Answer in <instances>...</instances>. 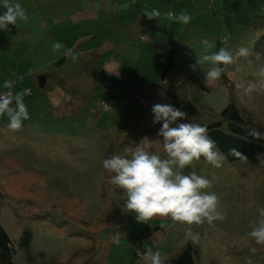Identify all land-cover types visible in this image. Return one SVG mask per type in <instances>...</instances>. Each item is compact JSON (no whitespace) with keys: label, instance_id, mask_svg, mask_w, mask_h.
Wrapping results in <instances>:
<instances>
[{"label":"rangeland","instance_id":"rangeland-1","mask_svg":"<svg viewBox=\"0 0 264 264\" xmlns=\"http://www.w3.org/2000/svg\"><path fill=\"white\" fill-rule=\"evenodd\" d=\"M18 2L28 21L0 31V92L13 73L23 76L14 92L30 89L24 102L31 118L20 131H10L0 116V223L15 247L13 264H144L137 249L159 250L164 261L186 242L192 264H264V244L249 235L264 209L258 158L217 169L202 157L184 169L212 181L205 191L217 195L225 217L192 226L198 242L185 237L187 225L170 218L138 223L103 167L113 155L130 156L142 140L166 158L162 144L153 142L162 139L151 111L157 103L182 108L205 127L234 102L249 127L264 132V90L242 94L264 66V0ZM153 8L159 20L144 15ZM169 11H184L191 22L169 21ZM203 40L213 44L208 54L247 47L250 62L224 66L221 81L205 87L209 65L190 67L206 54ZM57 41L64 48L53 52ZM68 48L79 53L75 62L64 56ZM171 50L173 63L162 78Z\"/></svg>","mask_w":264,"mask_h":264},{"label":"clouds","instance_id":"clouds-1","mask_svg":"<svg viewBox=\"0 0 264 264\" xmlns=\"http://www.w3.org/2000/svg\"><path fill=\"white\" fill-rule=\"evenodd\" d=\"M4 11L0 14V31L10 32V25L27 22L29 17L24 7L18 0H0ZM149 20L158 19L161 12L153 8L144 14ZM169 21L179 22L187 26L192 17L181 11L179 14L171 11L165 13ZM206 54L196 58V63L191 69L196 71L199 67L209 65L207 71H203L204 85L210 87L221 81L225 74L224 66L238 65L241 61L250 62L251 52L247 47H240L234 52L220 47L210 54L208 49L213 44L208 40L201 42ZM64 45L54 42L53 52L63 49ZM65 57H71L75 62L79 53L72 48L64 50ZM15 79H5L4 92H0V116L8 119L7 127L12 132L20 131L23 122L29 120L30 114L24 102L30 95V89L23 88L18 92L13 89L17 81H23V76L12 74ZM259 79L249 81L246 87H242V94L251 95L253 92L264 90V66L257 69ZM240 88V85H237ZM106 108H109L102 101ZM153 124H161L157 139L153 141L162 144L166 158H162L157 151L149 150L142 140L135 148L130 149V156L113 155L103 160L105 170L113 173L111 183L113 191L120 190L126 196L124 207L128 212L134 213L138 223L148 225L154 218H170L173 222L187 225L185 237L193 242L200 239L199 233H193L192 226H202L205 223L212 225L215 221H222L225 217L218 210L220 201L215 193L207 192L212 187V181L198 175L196 172L185 174L184 169L199 161H204L214 168H221L227 160V156L221 151L217 143L210 137L208 129L194 123L188 114L182 109L171 104L157 103L152 106ZM248 135L257 140L264 139V132L256 128L248 129ZM229 156L247 160L237 149H230ZM260 164H264V155H259ZM256 244H264V209L260 210V219L252 225L249 233ZM116 242L119 243L118 236ZM253 253L255 249L251 250ZM144 264H164L159 250L145 247L143 253L137 250ZM248 264H252L251 260Z\"/></svg>","mask_w":264,"mask_h":264},{"label":"trees","instance_id":"trees-1","mask_svg":"<svg viewBox=\"0 0 264 264\" xmlns=\"http://www.w3.org/2000/svg\"><path fill=\"white\" fill-rule=\"evenodd\" d=\"M262 54L264 56V51ZM173 58L174 52L171 50L169 53V64L164 66L161 72L162 78H165L170 71ZM107 101H110L112 104L111 99H108ZM205 127L208 129L210 137L227 156L226 161L229 163L243 160L228 155L229 150L233 148L241 152L247 157V159L254 157L258 158L259 155H264V139L257 140L248 135V129H250L248 122L245 117L241 115L240 109L234 102H229L219 112L217 118L206 124ZM132 236L134 238H139L136 234ZM14 250L15 247L12 244L7 231L0 223V264H13ZM137 250L135 255H138ZM164 264H192V248L190 242H186L170 259L164 260Z\"/></svg>","mask_w":264,"mask_h":264},{"label":"water","instance_id":"water-1","mask_svg":"<svg viewBox=\"0 0 264 264\" xmlns=\"http://www.w3.org/2000/svg\"><path fill=\"white\" fill-rule=\"evenodd\" d=\"M45 86V78L43 76H40L38 79V87L43 88Z\"/></svg>","mask_w":264,"mask_h":264},{"label":"built area","instance_id":"built-area-1","mask_svg":"<svg viewBox=\"0 0 264 264\" xmlns=\"http://www.w3.org/2000/svg\"><path fill=\"white\" fill-rule=\"evenodd\" d=\"M106 105H108V106H110V104H111V102L110 101H108V102H104ZM104 106V105H103ZM104 108L105 109H108V108H106L105 106H104Z\"/></svg>","mask_w":264,"mask_h":264}]
</instances>
